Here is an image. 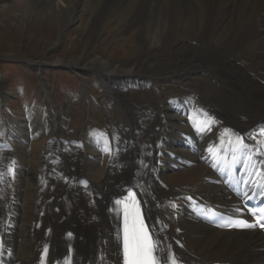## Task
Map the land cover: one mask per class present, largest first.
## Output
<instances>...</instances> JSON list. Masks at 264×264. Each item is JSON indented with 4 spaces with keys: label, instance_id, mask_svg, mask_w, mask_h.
Listing matches in <instances>:
<instances>
[{
    "label": "bare ground",
    "instance_id": "1",
    "mask_svg": "<svg viewBox=\"0 0 264 264\" xmlns=\"http://www.w3.org/2000/svg\"><path fill=\"white\" fill-rule=\"evenodd\" d=\"M25 12L32 19L52 15L63 27L87 12L116 15L127 29L140 30L144 44L154 42L160 53L177 54V60L56 61L97 71L129 124L92 123L71 141L55 135L45 150L41 138L50 129L60 132L63 122L33 114L25 119L36 123L27 140L11 134L14 122L1 127L11 146L3 149L7 143H0L4 264H121L120 207L129 190L159 231L162 259L263 264L260 232L213 229L191 213L182 194L227 207L236 201L210 162L226 155L228 141L243 137L255 146L262 138L264 0H40ZM157 69H163L164 83L186 87L185 95L157 105L150 94ZM187 74L206 76L220 87L208 94L203 84L190 85Z\"/></svg>",
    "mask_w": 264,
    "mask_h": 264
},
{
    "label": "rangeland",
    "instance_id": "2",
    "mask_svg": "<svg viewBox=\"0 0 264 264\" xmlns=\"http://www.w3.org/2000/svg\"><path fill=\"white\" fill-rule=\"evenodd\" d=\"M39 1L0 0V63L4 67L0 66V139L6 136L1 127L12 121L11 134H19L27 140L28 130L32 131L36 123L34 119L27 125L25 119L33 114L48 119V122H63V130L55 132L50 129L47 137L41 138L42 150L48 147L51 139H55V135L73 140L92 123L128 126L125 110L109 96L97 71L81 72L78 68L57 65L56 61L100 56L112 64L127 65L144 58L154 62H175L177 54L160 53L154 42L144 44L140 30L127 29L126 22H119L121 19L116 15L108 19L87 12L65 27L49 14L33 19L25 15V11ZM1 68L6 71L5 78ZM159 70L155 71L158 76L153 80L150 94L160 106L173 96L184 95L187 88L177 82L164 83ZM186 77L190 85L193 82L197 86L203 84L208 94L220 87L217 82L208 81L206 76L201 79V76L187 74ZM146 94L140 95L147 97ZM15 126L20 127V131ZM2 142L7 143V137ZM1 146L5 149V144Z\"/></svg>",
    "mask_w": 264,
    "mask_h": 264
},
{
    "label": "snow or ice",
    "instance_id": "3",
    "mask_svg": "<svg viewBox=\"0 0 264 264\" xmlns=\"http://www.w3.org/2000/svg\"><path fill=\"white\" fill-rule=\"evenodd\" d=\"M260 212L264 214V209H260ZM240 226L252 228L256 227V224L243 222ZM260 226L264 227V224ZM156 248L157 245L151 239L141 218L138 205L135 201L131 204L125 203L122 234L123 264H161V260L155 255ZM164 264H168L167 259L164 260ZM171 264H177L175 257L171 259Z\"/></svg>",
    "mask_w": 264,
    "mask_h": 264
}]
</instances>
